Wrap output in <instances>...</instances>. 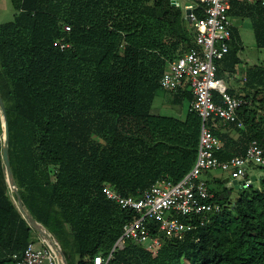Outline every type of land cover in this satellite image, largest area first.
Wrapping results in <instances>:
<instances>
[{
	"label": "trees",
	"instance_id": "16d2710c",
	"mask_svg": "<svg viewBox=\"0 0 264 264\" xmlns=\"http://www.w3.org/2000/svg\"><path fill=\"white\" fill-rule=\"evenodd\" d=\"M11 1L13 18L0 23L10 165L24 207L59 242L68 264H95L96 256L108 264H264V174L255 175L257 184L234 185L237 193L222 177L208 178L222 208L202 225L182 239L163 234L156 254L129 241L110 257L135 214L107 199L103 187L139 197L158 181H179L198 154L197 113L152 112L169 63L194 44L180 0ZM190 1L203 17L199 0ZM230 14L264 48V5L234 0ZM242 49L233 28L219 76L238 70ZM244 73L237 88L229 86L245 102L238 119L212 121L222 160L245 155L254 140L264 151V65ZM163 90L177 106L193 99L188 83ZM3 144L0 110V264H17L37 231L8 185Z\"/></svg>",
	"mask_w": 264,
	"mask_h": 264
},
{
	"label": "built area",
	"instance_id": "2783aa9c",
	"mask_svg": "<svg viewBox=\"0 0 264 264\" xmlns=\"http://www.w3.org/2000/svg\"><path fill=\"white\" fill-rule=\"evenodd\" d=\"M233 1L199 0L203 17L195 12L197 3L184 5L185 14L186 9H191L186 18L195 30L194 44L181 57L169 63L160 83L163 89L174 91L185 83L189 84L193 93L189 109L201 119L198 154L191 170L179 181H158L139 197L124 196L110 186L103 187L107 199L135 214L124 224L110 257L129 241L141 243L156 254L163 234L167 238L182 239L197 225H202L209 213L218 212L222 205L212 200L214 193L203 177L206 172L213 169L229 171L233 180L247 187L252 183L250 172L256 175L252 167L264 168V151L256 140L250 144L245 155L220 159L217 152L223 142L212 130L214 120L236 121L238 111L245 103L242 97L230 92L226 79L218 75L220 62L229 52L233 36L234 25L230 14ZM239 1L264 5V0ZM14 257L19 256L15 254ZM108 261L102 256L94 258L95 264H108ZM17 264L62 263L53 248L30 241Z\"/></svg>",
	"mask_w": 264,
	"mask_h": 264
},
{
	"label": "rangeland",
	"instance_id": "374dc122",
	"mask_svg": "<svg viewBox=\"0 0 264 264\" xmlns=\"http://www.w3.org/2000/svg\"><path fill=\"white\" fill-rule=\"evenodd\" d=\"M190 0H180V5L184 9V5L190 3ZM185 11V10H184ZM15 13L14 6L12 4L11 0H1V7H0V23L10 21L13 18V14ZM232 21L234 24L236 23L237 26L239 25V29L241 31V38H242V45L243 49L240 51L239 56L241 58V62L238 65V70L236 71L235 75L239 79H243L245 73L244 71L252 65H264V48H260L257 46L253 29L247 25V24H241L240 21L236 20L232 17ZM230 83L234 87H238V82L236 81H230ZM171 93L169 91L160 90L155 98L152 112L155 114L160 115H170V116H177V117H183L184 113L186 112L189 107V101H185L183 104V107L177 106L172 104L171 102ZM255 171V173L258 175V177L262 176L264 174L263 169L259 166H253L252 167ZM216 177H222L225 181V184L228 187H235L232 183L233 178L230 177V172L221 170V169H213L205 173V178H213ZM256 184L258 181H255ZM234 192L237 193L238 190L236 187L234 188ZM40 239V238H39ZM38 242V240H37ZM40 242V240H39ZM4 264H15L14 262H7Z\"/></svg>",
	"mask_w": 264,
	"mask_h": 264
},
{
	"label": "water",
	"instance_id": "95a60500",
	"mask_svg": "<svg viewBox=\"0 0 264 264\" xmlns=\"http://www.w3.org/2000/svg\"><path fill=\"white\" fill-rule=\"evenodd\" d=\"M178 0H172L173 5H177ZM191 9H186V14H190ZM0 110L2 113V123L4 126V144H3V158H4V166H5V174L7 178L8 185L14 193H16L17 197V205L25 219L29 222V224L38 232L40 235V238L42 241L53 248L59 257V260L62 264H68L67 257L65 253L62 251V248L59 244V242L53 237L51 232L41 223H39L31 214L30 212L24 207L22 198L19 193V189L16 183V180L13 176L11 165H10V158H9V124H8V118H7V112L6 107L4 104V101L0 95ZM252 174V180H256V176L253 174V172H250ZM233 185H235L237 188L240 187L238 180L232 181Z\"/></svg>",
	"mask_w": 264,
	"mask_h": 264
},
{
	"label": "crops",
	"instance_id": "0c3cea01",
	"mask_svg": "<svg viewBox=\"0 0 264 264\" xmlns=\"http://www.w3.org/2000/svg\"><path fill=\"white\" fill-rule=\"evenodd\" d=\"M242 24V23H241ZM233 25H234V28H238V30H239V33H240V35H241V31H240V29H239V25L237 26V24L235 23L234 24V22H233ZM235 73L236 72H233V73H228V72H225L224 74H223V77L226 79V81H227V83H228V85L231 87V88H234V86L230 83V81H237V80H239V78H237V76L235 75ZM230 74V75H229ZM232 74H234L235 76L234 77H232ZM229 75V76H228ZM243 80L245 81L246 80V76L244 75V77H243ZM220 123H218V125H219ZM203 177L205 178V174L203 175ZM214 177H216V176H214ZM206 179V178H205ZM40 235L37 233V232H35L34 233V236H33V240L32 241H35L36 243H38V244H40V245H45V243L42 241V239L40 238ZM37 240H38V242H37ZM39 240H40V242H39Z\"/></svg>",
	"mask_w": 264,
	"mask_h": 264
}]
</instances>
